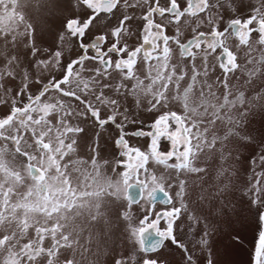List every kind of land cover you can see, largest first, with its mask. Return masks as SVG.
<instances>
[{
	"label": "snow or ice",
	"instance_id": "1",
	"mask_svg": "<svg viewBox=\"0 0 264 264\" xmlns=\"http://www.w3.org/2000/svg\"><path fill=\"white\" fill-rule=\"evenodd\" d=\"M145 5L147 9L140 17L145 21L141 46L132 50L126 44L119 46L122 34H130L125 24L132 21L133 16L125 13L117 18L116 12L120 7L136 9ZM46 7L52 17V28L40 37V44L34 37L28 40L30 54L35 57L42 51L50 52L51 61H39L45 67L50 62L61 65L62 57L73 42L82 54L68 59L62 66V76L43 83L38 94L29 93L27 102L22 105L18 98L29 88V75L17 70L20 64L17 57H4L6 67L0 69V80H14L19 75L21 86L10 100L7 99L9 89L3 90L4 99L0 102L7 104L9 111L0 117V141L23 158L34 191L41 197L48 194L55 200L54 194L76 193L79 189L78 198L89 200L86 221L89 227L83 229L82 235L64 232L59 223L48 230L53 233L52 237L36 232L33 239H51V243L47 246L41 243L36 248L30 240H25L15 257L10 253L0 264H36V261L41 264L61 261L62 264H129L128 259L115 258L121 240L129 245L138 243L142 253H160L137 260L134 250H130L131 264H226L214 256L216 237L230 239L234 235L239 241L241 234L234 224L246 218L254 219L258 225L252 264H264V171L249 174L250 168L245 165L254 166L256 160H249L242 151L251 149L254 144L264 147V0L255 3L248 0L247 4L238 0L232 8L236 18L230 19L223 31L216 26L217 16L213 15L214 10L222 7L220 0H186L184 6L178 0H169L167 6H161L160 0H135L134 3L129 0H48ZM154 16L168 17V24L175 23V36L164 35V26L154 23ZM204 17L213 25L210 33L198 32L181 43L182 23L198 27ZM93 30L99 34L87 41ZM192 31L196 33V28ZM253 33L257 34L255 39H252ZM109 36L113 43L103 51ZM230 36L238 40V49L241 46L245 49L242 63H237V56L226 46ZM170 40L179 46L182 58L191 57L190 71L184 63H171ZM201 45L206 46L202 52V71L192 51L201 49ZM217 49L221 50L217 59L223 79L217 76L215 83H211L208 56ZM254 51L260 54L253 56ZM141 52L146 62L144 78L136 71ZM110 54L119 58L113 61ZM221 57L226 59L221 60ZM90 60L96 64L86 68L85 61ZM110 69L117 76H113ZM218 86H222V92ZM105 90L125 100L133 97L137 109L141 107L143 96L148 112L176 103L182 107L183 114L164 112L148 126L149 131L129 133L125 130V122L131 115L129 108H121V101L106 95ZM49 92L72 98L80 107L69 105L64 99L43 100ZM97 105L110 109L106 118H101V108ZM54 113L58 115L56 122L49 119ZM257 115L262 117L258 135L251 128ZM73 118L77 121L75 124L71 122ZM89 120V128L103 129L111 124L118 130L115 145L120 149L121 159L116 161V166L122 171L114 177L102 171L103 165L98 159L99 133L90 146V159L77 154L80 134L88 137L84 125H88ZM171 124L175 128H171ZM129 134L150 138L149 150L131 146L126 139ZM161 138L171 144V150L166 153L158 151ZM173 157L175 163H168ZM149 160L175 170V180L168 183L169 188L173 184L177 187L175 203L164 186L173 173L157 176L149 171ZM259 163L264 165V153L260 154ZM73 171L80 173L75 187L71 184ZM44 173L51 174L44 176ZM145 193L149 204L155 206L159 202L171 207L156 213L153 220L149 211L137 225L130 209L145 199ZM124 199L127 206L120 203ZM69 204L70 201L65 203V211ZM83 206L82 203L79 207ZM182 214V224L188 222L184 239L178 238L174 229ZM161 220L166 223L163 230L159 227ZM225 226L228 232L224 231ZM55 228L62 230L58 238ZM165 241H170L174 247L165 248ZM197 252L199 255L195 254Z\"/></svg>",
	"mask_w": 264,
	"mask_h": 264
},
{
	"label": "rangeland",
	"instance_id": "2",
	"mask_svg": "<svg viewBox=\"0 0 264 264\" xmlns=\"http://www.w3.org/2000/svg\"><path fill=\"white\" fill-rule=\"evenodd\" d=\"M129 2L134 3L135 0H129ZM220 2L222 7L214 10L213 15L217 16L216 26L220 31H223L227 26L228 21L232 18H236L237 14L232 10V8L238 0H220ZM247 2L248 0H244L245 4H247ZM255 2L256 0H252V3ZM47 3L48 0H2V3H0V69L6 67L4 57L11 55L17 57L20 61V64L16 66L17 70L20 69L22 71H26L29 75V88L24 95L18 98L21 105L27 102V95L29 93L33 95L38 94L43 83H47L53 77L60 78L63 74L62 66L66 64L68 59L78 57L82 54V51L76 43L73 42L69 46V49L66 50L64 57H62L61 65H54L50 62L47 67L43 64H39V61H51L50 52L42 51L35 57L30 54L28 40L34 37L37 44H40V37L42 35H46L52 28V17L48 15V8L46 7ZM168 3L169 0H160L161 6H167ZM178 3L184 6L186 0H178ZM146 9V5L143 8L136 9H124L120 7L116 12L117 18H122L125 13L133 16V20L126 22L125 24V27L130 28V34H122L119 46L126 44L129 50L141 46L143 42V27L145 21H143L140 17ZM201 15L203 16V14ZM153 19L154 23H160L164 26V35L170 37L175 36L176 25L175 23L168 24V17L161 18L159 16H154ZM183 19L184 18H182V20ZM212 27L213 25H209L207 23V17H204L203 22L200 23L198 27L193 23H182L181 35L179 37L180 42L186 43L187 40L191 39L198 32H205L208 34L210 33ZM193 28H196V33L192 31ZM153 31H155V29H153ZM97 34L99 33L93 30L88 35L87 41H91ZM256 36L257 34L253 33L252 39H255ZM112 43L113 38L109 36L102 50L106 51ZM159 43L160 46L163 47V42L160 41ZM225 43L229 50L237 56V63H242L245 59V49L243 46L239 49L237 48L238 40L235 37L230 36ZM40 46L43 48V45ZM168 46L172 49L171 63H184L188 65L190 71L191 57L182 58L179 54V46L172 40L169 41ZM145 47L147 48L149 46ZM205 47V45H201V49H192L193 53H196L195 63L201 71L203 64L202 52ZM220 53L221 50L217 49L214 53L210 52L208 56L209 82L211 83H215L217 76H219L221 80L223 79V73L219 67L220 60L217 59V57L220 56ZM92 54L93 53L90 51L89 55L91 56ZM259 54V51H254L252 53L253 56H258ZM110 55L113 61L119 58L115 54ZM105 58L107 59L108 57ZM222 59L226 58L221 57V60ZM94 64H96L95 61H85L86 68ZM109 71L113 72V76H117V73H115L112 69ZM136 71L141 78H144L147 74L146 62L143 61V52H141L137 57ZM237 74L239 73L237 72ZM85 75H87V73H85ZM229 76L230 82H232V74L230 73ZM200 79H203V77ZM0 84L3 85V87L0 88V100L4 99V88L9 89L7 99L10 100L21 86V77L18 75L14 80H0ZM218 87L220 92H222V86ZM196 91H199V85L197 86ZM105 94L111 96L112 98L119 99L121 101V108L124 106L129 108L131 115L129 117V121L125 122V130L129 133L139 130L149 131L150 128L148 126L154 122L155 118L164 112L176 111L178 114H183L182 107L176 103H170L168 108H161L158 111L148 112L146 110V99L143 96H141V107L137 109L135 107L133 97H128L127 100H125L123 97L112 93L111 90H105ZM42 99L45 101L49 100V102L64 99L67 104H73L77 108L80 107L78 101H75L72 98H63L56 92L46 93L45 97ZM97 106L101 108V118H106V116L110 113V109L100 105ZM8 111L9 106L0 102V117L5 116ZM49 119L56 122V120H58V115L54 113L49 117ZM80 119L82 121L84 118ZM133 119L135 120V123L131 122ZM119 121L120 118L118 117V122ZM71 122L75 124L77 121L73 118ZM261 123L262 117L260 115L255 116L254 123L251 124L254 134L258 135ZM89 125H91V120L88 121V125H84L86 130H88V137L84 138V134H80L81 139L78 140L77 154L80 158L90 159L92 156L90 146L92 145L93 140L96 139V133H99L98 159L101 165H103L102 171L104 174L114 177L116 173L122 171L120 167L116 166V161L121 159L119 156L120 149H118L115 145V140L118 138V130L111 124L105 125L103 129L99 127L89 128ZM170 126L171 128H175L174 124H171ZM193 131H195V129H193ZM126 139L133 147H139L142 151L149 150L150 138L148 137H134L129 134L126 136ZM169 150H171L170 142L161 138L158 144V151L166 153ZM29 151H31V149H29ZM242 151L244 156L249 157V160L253 158L256 160V164L254 166L251 164L245 165L250 168L249 174H251L252 171H264V165L259 163V156L264 153V147H260L259 144H254L251 149H243ZM0 161H3V164L0 165V193H2V195H0V237H3L0 239V260L6 259L10 253L13 257H15L17 252L20 250L19 246L25 240H30L32 246L36 248H39L41 243L47 246L51 243V239L36 240L33 239L34 234L39 232L43 236L52 237L53 233L48 230L53 228L58 223L63 225L62 230L70 235H82L83 229L89 227L86 222L88 218L87 205L89 200H82L78 198L80 195L79 189H77L76 193L66 192L64 194H54L56 197L55 200H53L52 196H49L48 194H45V197H41L34 191L33 182L30 175L25 170L26 165H24L23 158L16 155L15 150L3 141H0ZM168 163H175V158L173 157L172 159H169ZM147 167L150 172L155 173L157 176L173 173L172 179L166 182L164 186L165 190L169 192V195L173 198V202L175 203V192L177 191V187L175 184H173V187L171 188L168 187V183H172L175 180V170L166 169L164 165L158 164L153 160H149ZM113 168H115V173L113 172ZM50 174L51 173H44L43 175L46 176ZM71 175V184L75 187L78 183L80 173L73 171ZM69 201L70 204L68 210L65 211V203H68ZM82 203L84 206L79 207ZM120 203L127 206L126 199L122 200ZM170 207L171 205L165 206L160 203H156L155 206L149 204L147 193H145V199L141 200L138 204H133L130 210L132 211L135 217V222L138 225L139 219L148 215L149 211H151L150 220H153L155 219L156 213L166 211ZM182 220L183 214L181 220H177L174 225L175 234L180 239H184L183 232H187L188 228V222L184 221L182 224ZM159 227L163 230L166 227L165 221L161 220ZM234 228L240 232V240L236 241L234 235L230 239L217 236L216 251L214 252V256L218 260L226 262V264H252V255L254 252L253 245L258 232V225L254 219L246 218L238 220L234 224ZM62 230L61 228H55V236L57 238L60 236ZM224 231H229L227 226L224 227ZM173 247L174 246L171 245L170 241H165V248ZM40 250L43 251L44 249ZM130 250H134L137 260L140 258L154 257L160 254L159 252L142 253L139 251L138 243L129 245L121 240V242L117 244L115 258L128 259L129 264H131L129 257L132 252ZM161 251H164V249H161ZM165 254L167 255V253ZM195 254L199 255L198 252ZM36 264H41V261H36ZM59 264H62V261L59 262Z\"/></svg>",
	"mask_w": 264,
	"mask_h": 264
}]
</instances>
